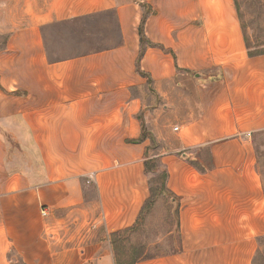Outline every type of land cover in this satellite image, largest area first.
<instances>
[{"label": "crops", "instance_id": "obj_1", "mask_svg": "<svg viewBox=\"0 0 264 264\" xmlns=\"http://www.w3.org/2000/svg\"><path fill=\"white\" fill-rule=\"evenodd\" d=\"M87 18L118 41L55 57L46 28ZM0 38V264H117L113 234L151 195L146 151L181 240L137 264H254L264 53L235 0H0Z\"/></svg>", "mask_w": 264, "mask_h": 264}, {"label": "rangeland", "instance_id": "obj_2", "mask_svg": "<svg viewBox=\"0 0 264 264\" xmlns=\"http://www.w3.org/2000/svg\"><path fill=\"white\" fill-rule=\"evenodd\" d=\"M238 4L252 48L263 50L264 0H238ZM108 19L104 23L87 18L47 27L45 32L50 50L54 51L52 54L55 57H66L114 45L118 41V33L113 20L108 21ZM4 39L0 38V48L4 45ZM251 140L256 150V171L264 190V128L251 133ZM161 172L162 169L150 172L149 177L158 178ZM160 198L145 214L142 224L126 233L125 238L120 239V247L125 248L121 256L123 259L130 257V247L134 243L136 245L138 243L144 254L150 258L176 251L175 246L181 236L177 233L175 225L180 221L181 203L180 200L175 201L169 196H160ZM177 204L179 209L176 214ZM170 231L173 233L169 235ZM257 247L264 257V244L260 246L258 241Z\"/></svg>", "mask_w": 264, "mask_h": 264}, {"label": "trees", "instance_id": "obj_3", "mask_svg": "<svg viewBox=\"0 0 264 264\" xmlns=\"http://www.w3.org/2000/svg\"><path fill=\"white\" fill-rule=\"evenodd\" d=\"M235 3H236L238 14H239V17H240V20H241L242 29H243V32H244V35H245L246 44H247V47L249 49L250 55H258V54L264 53V49L263 50L262 49L259 50L257 48H254V49L252 48L251 42L248 39V36L246 34V31H245V26H244V23H243L242 14H241V11H240L238 0H235ZM145 7H146L145 8L146 9L145 10L146 11V15H145L143 20H145L147 15L152 12V8L150 6H148V4H145ZM140 37H141V41L143 42L145 40L144 29H143V21H142V25L140 26ZM147 136H149V134H147V132H145V130H144V137H147ZM149 137H151V136H149ZM151 140H152L153 146H156L157 143L155 142V138L151 137ZM145 157H146V161H145V163H146V172L148 174L150 172H156L159 169H162V172L160 173L158 178H153V177L150 178V192H151V195L146 200V202L144 204V207L142 209V212L140 214V217L138 218V220L136 222V225L134 227H132V228H128V229H125L123 231H119V232H116L115 234H113V245H114V249H115V252H116V262H117V264H137L138 261H140L142 259L150 258L149 256H146L144 254V251H142V248L138 245V243H137V245L134 243L130 247V250H131L130 257L127 258V259H123L121 256H122L123 250L125 248L123 249V248L120 247L121 246L120 245V239L125 238V234L126 233L133 231L135 228H137L139 225L142 224L145 214L154 205V203H155V201H156V199L158 197H160V196H169V197H173L174 198V195L172 194L171 190L167 186L168 171L164 167V165L162 164L161 160L159 158H155V157L150 158L147 155V151H146V156ZM197 167H198V169H200V171L205 172L208 169L213 167V163L212 164H208L207 166L205 164H203L202 166L201 165H197ZM178 209H179V205L177 204V206L175 208L176 214L178 213ZM259 243H260V246H262V244H264V236H261L259 238ZM253 263L254 264H264V257L262 255L261 250H259V249L257 250V253H256L255 257H254Z\"/></svg>", "mask_w": 264, "mask_h": 264}, {"label": "built area", "instance_id": "obj_4", "mask_svg": "<svg viewBox=\"0 0 264 264\" xmlns=\"http://www.w3.org/2000/svg\"><path fill=\"white\" fill-rule=\"evenodd\" d=\"M175 129H177V128H175ZM248 136H251V133H248Z\"/></svg>", "mask_w": 264, "mask_h": 264}]
</instances>
